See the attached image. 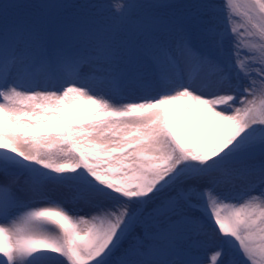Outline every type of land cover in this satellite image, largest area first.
<instances>
[{"label": "snow or ice", "instance_id": "snow-or-ice-1", "mask_svg": "<svg viewBox=\"0 0 264 264\" xmlns=\"http://www.w3.org/2000/svg\"><path fill=\"white\" fill-rule=\"evenodd\" d=\"M0 264H264V0H0Z\"/></svg>", "mask_w": 264, "mask_h": 264}]
</instances>
